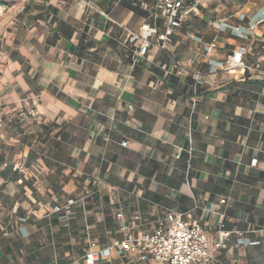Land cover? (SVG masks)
<instances>
[{
	"label": "crops",
	"instance_id": "1",
	"mask_svg": "<svg viewBox=\"0 0 264 264\" xmlns=\"http://www.w3.org/2000/svg\"><path fill=\"white\" fill-rule=\"evenodd\" d=\"M159 1H6L0 133L17 129L18 148L0 153V264L71 263L90 242L124 237L120 208L129 221L140 215L136 232L166 210L192 212L211 244L222 221L232 231L222 264L264 262V75L209 71L242 46L264 68V24L247 39L212 26L247 25L264 0H201L174 30L170 53L202 84L157 46L137 57L128 44L126 28L164 30ZM216 1L237 5L221 16ZM70 199L76 214L60 218L53 207ZM237 233L259 243L236 245ZM97 264L143 263L127 254Z\"/></svg>",
	"mask_w": 264,
	"mask_h": 264
},
{
	"label": "built area",
	"instance_id": "2",
	"mask_svg": "<svg viewBox=\"0 0 264 264\" xmlns=\"http://www.w3.org/2000/svg\"><path fill=\"white\" fill-rule=\"evenodd\" d=\"M201 0H160L159 8L160 15L164 19V30L161 31L156 23L145 22L137 30L126 28L127 42L134 48V54L137 57L146 56L149 48L153 45L159 50L165 52L171 60V68L179 75L184 73L191 74L197 84H202V73L191 70L186 65L176 60L168 49V43L174 30L181 27L186 15L191 8L198 5ZM6 0H0V15L5 11ZM241 21L246 20V16H240ZM264 24V10L256 17L249 19L247 25H231L225 22H212L213 28L230 33L236 37L249 38L253 35V30L259 25ZM215 44L205 47L207 52H211ZM246 47H239L233 50L225 60L210 61L209 71L218 72L225 71L228 73L242 74L259 73L264 75V68L261 62H248L245 59L247 54ZM3 55L0 52V60ZM127 146V142L121 143ZM183 149H180L177 158L183 154ZM188 167L186 176H189L191 168V157L193 148L190 147ZM256 159L252 160V164L256 163ZM221 203L226 201L222 199ZM77 200L70 199L64 206H54L53 211L60 213V218H68L74 216L76 212L72 209ZM22 222L26 218H20ZM116 220L120 230L124 233L121 239H114L112 242L104 246H99L95 242H90L85 254L67 264H97L102 260H110L115 256L124 257L127 254H132L137 261L143 264H222L218 257L217 251L225 249L230 239L232 231L225 228V224L221 221L218 224L216 235L217 242L211 244L209 232L201 225V223L192 218V212L187 213L186 217L181 213L172 210H166L158 219L157 226L151 231L136 232L138 228L137 222L141 220L140 215L136 214L131 217V220L125 218L123 209H118L116 212ZM238 237L236 245H254L257 242L250 241L248 238L242 237L237 233ZM48 264H58L57 261ZM260 264H264L260 263Z\"/></svg>",
	"mask_w": 264,
	"mask_h": 264
},
{
	"label": "rangeland",
	"instance_id": "3",
	"mask_svg": "<svg viewBox=\"0 0 264 264\" xmlns=\"http://www.w3.org/2000/svg\"><path fill=\"white\" fill-rule=\"evenodd\" d=\"M9 1V0H6ZM243 2V1H242ZM213 2H207V9H210L213 5ZM7 4V3H6ZM216 5L217 7H219V14L221 16H228L231 13V7L237 5L236 2L233 1H229V2H225V1H216ZM1 136L3 137V139H1L0 142V153H4V154H12L13 152H15V150L18 148V144L16 143L15 145H12L11 143H14V140L17 139V129H15L13 132H9V131H2V133H0ZM33 135L34 132L31 130L29 131L26 136H27V141L26 143H29L32 145L33 143ZM10 143V144H7ZM28 146V144H27Z\"/></svg>",
	"mask_w": 264,
	"mask_h": 264
},
{
	"label": "trees",
	"instance_id": "4",
	"mask_svg": "<svg viewBox=\"0 0 264 264\" xmlns=\"http://www.w3.org/2000/svg\"><path fill=\"white\" fill-rule=\"evenodd\" d=\"M159 12H160V9H159ZM162 18V17H161ZM163 19V18H162ZM163 21H164V19H163ZM257 243H259V242H257Z\"/></svg>",
	"mask_w": 264,
	"mask_h": 264
}]
</instances>
